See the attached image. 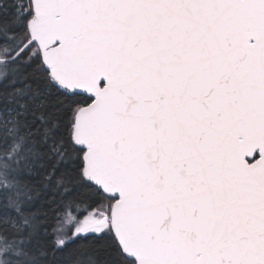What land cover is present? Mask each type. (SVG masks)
<instances>
[{
	"label": "snow or ice",
	"instance_id": "1",
	"mask_svg": "<svg viewBox=\"0 0 264 264\" xmlns=\"http://www.w3.org/2000/svg\"><path fill=\"white\" fill-rule=\"evenodd\" d=\"M0 264H264V0H0Z\"/></svg>",
	"mask_w": 264,
	"mask_h": 264
}]
</instances>
